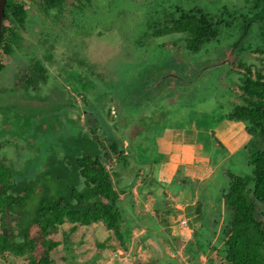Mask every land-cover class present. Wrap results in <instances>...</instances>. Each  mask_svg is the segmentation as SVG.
Wrapping results in <instances>:
<instances>
[{
  "label": "rangeland",
  "instance_id": "obj_1",
  "mask_svg": "<svg viewBox=\"0 0 264 264\" xmlns=\"http://www.w3.org/2000/svg\"><path fill=\"white\" fill-rule=\"evenodd\" d=\"M77 1L70 0L62 10L42 22L34 14L32 7L28 9L26 28L19 31L21 42L5 64L3 72H0V119L5 110L20 104L27 106L29 112V98L32 99L29 94H34L32 96L35 101L50 102L51 124L56 127L61 125L60 128L79 124L81 129H70L78 133L81 130L83 136L99 141L103 150L106 146L104 141H115V124L119 126L125 122L119 113V110L124 113L123 104L132 108L138 101L139 90H169L163 95L161 103L156 101L144 112L148 117L147 120L144 119L145 123L151 125V128L145 125L149 132L147 134L140 126L144 131L143 135H137L139 137L136 143L141 142L137 153L140 158H145L150 150L147 140L154 139L163 130V133L166 132L167 123H187L190 116L194 119L198 113H211L217 107L226 113L231 109V99L240 96L241 89L235 84L239 76L236 75L234 66L240 57L228 62V56L231 47L242 37L241 22H235L217 40L205 45L199 53L185 57L186 59L176 58L174 45L171 42L159 43L163 39L158 41L152 38L143 46L137 42L151 25L159 22L172 8L197 7L215 15L224 7H244L246 0H89L84 1V12H77ZM25 4L30 6L26 1ZM5 19L8 24L14 25L15 21L11 16L7 15ZM242 47L244 50L251 49L249 52L246 50L243 56L260 59L261 72L264 74V53L257 51L264 48L258 24L253 23L246 36L244 35ZM34 60L40 61L45 67L47 82L40 88L29 91L17 81L21 74H26L27 66ZM178 69L186 73H178ZM251 70L256 71L255 68ZM175 73L177 78L171 77ZM130 90L134 94L129 97L125 93ZM190 102L197 104L198 113L187 109H190ZM182 104L185 107L183 109L179 108ZM135 106L138 110L140 103ZM57 108L61 112H57ZM54 111L59 116H54ZM62 114L65 116L61 118ZM81 114H84L83 118ZM182 114V117L178 116ZM40 117L29 113L17 115L16 119L20 122L18 126L22 124L19 128L10 119L8 131L11 134L6 130L2 133L3 126L0 123V162L11 167L10 171L15 168V171L21 170L22 173V165L23 171L28 175L32 174L31 169L29 171L23 165L35 160L36 148L28 147L31 142L40 150L35 163L43 159L49 153L47 151H54L56 141L60 138L59 132L52 126L48 129H36L34 124L39 123ZM136 119L135 123L141 122L139 116ZM161 122V127L154 126ZM90 127L98 132L91 134ZM222 128L223 126H219L216 129ZM129 133L132 135L130 130ZM248 136L253 138L252 148L255 151H264V143L258 132ZM245 153L230 157L215 166L213 176L205 183L208 185L209 195L204 201V217L201 222L191 219L195 218L191 214L196 215L193 211L188 216L176 213L173 209L163 213L167 207L152 208V203L149 202V212L156 213L157 220L161 218L168 222L160 228L159 222L154 223L151 218L145 222L140 221L145 215L143 209H136L142 214L139 217L129 218L128 212L123 208V234L125 235L126 228L130 230L129 227L133 225L141 227L136 232L131 229L124 245H120L101 223L77 226L74 230L72 225L65 224L50 235V238L59 242L51 256L54 264H221L222 256L216 250L222 240V229L228 221V208L220 201L219 192L227 187V172L239 176L250 173L248 154ZM218 154L219 152L217 160ZM101 155L97 158L108 170L115 166V156L108 162ZM138 155L134 159L136 165L139 164ZM12 158L14 162L10 161ZM155 180L150 183L158 192L168 189L173 194L176 191L174 188L178 187L177 180H168L163 175ZM180 218H186L190 222L189 230L180 229ZM144 234L145 238L140 239ZM201 238L203 240L200 242ZM194 243H202L205 249L215 247L216 250L194 254L189 251L190 245ZM101 245L106 247H100ZM0 264L29 262L26 256L17 257L6 251L4 254L0 253Z\"/></svg>",
  "mask_w": 264,
  "mask_h": 264
},
{
  "label": "trees",
  "instance_id": "obj_2",
  "mask_svg": "<svg viewBox=\"0 0 264 264\" xmlns=\"http://www.w3.org/2000/svg\"><path fill=\"white\" fill-rule=\"evenodd\" d=\"M25 1L30 6L26 5ZM69 1L7 0L5 18L9 15L15 23L12 25L13 23L8 24L5 18L3 20L0 40V72H3L5 64L10 60L15 48L21 42L19 31H24L26 28L28 9L32 7L34 14L42 22L48 20L58 10H62ZM84 1L89 2V0L77 1L78 4L75 5L77 12H84ZM237 21L242 24L243 34L241 39L231 47L228 62L240 57L234 64L237 71L236 75L239 76L235 84L241 89L240 96L231 99V109L226 113H223V110L220 111L218 107L212 109L211 113H198L196 111L198 109L197 104L194 102H190V109H187L192 113H198L199 117L209 120L212 129L219 126H223L222 129H224L230 125L235 127L238 124L246 130L247 134L254 135L258 132L261 141L264 143V74L261 72L262 64L258 58L248 59L246 55H242L246 53V50L251 51L250 48L243 49L242 38L244 35L246 36L253 23L258 24L260 38L264 40V0H246L244 7L232 9L224 7L215 15L197 7L190 9L172 8L163 15L159 22L147 29V33L140 37L137 44L143 46L146 41L152 38L158 39V41L163 39V42L159 43L171 42L174 45L176 58L191 57L199 53L205 45L217 40L224 31L231 29ZM257 51L264 53V48H259ZM252 68H255L256 71H252ZM181 71L186 73L178 69V73ZM25 72L26 74H21L17 81L25 90L37 89L46 84L45 67L41 65L40 61H32ZM171 77L177 78L176 73L175 76L171 75ZM156 91L165 93L169 90H154L155 93ZM170 91L173 92V90ZM140 97L139 95L137 103L132 108L122 105L124 113L120 110L119 113L125 122L119 126L115 124L114 142L112 140L104 141L106 146H103L102 156L107 158L108 162H111L115 156V166L108 170L97 157L94 162L89 160L80 162L87 187L84 193L77 194L73 200L78 203L77 207L66 204L62 200L58 194L61 187L56 180L43 179L42 176L39 178L36 173L37 169L45 168L46 155L29 168V171L31 169L30 172L33 175L36 173L37 176L35 175L31 181L34 187L29 199L24 201L26 205L20 209L25 218L35 224V232L23 239H20L12 228V222L9 220L12 217L9 206L16 198L18 199L20 189L16 182L23 180L24 177L15 175L10 171L11 167L9 168L0 162L1 254L10 251L17 257L26 256L29 264H54L51 256L59 242L50 238V235L56 233L65 224L72 225V230H74L77 226L101 223L120 245L125 244L126 237L122 232L123 216L119 207L121 183L124 174L134 180L138 175L139 167L144 163L146 164V157L140 158L137 153V148L140 147L141 142L136 143V140L139 137L137 135H143L144 130L145 133L149 134L146 126L151 128V125L145 123L144 119L147 120L148 117L144 115L143 96L142 99ZM153 98L154 93L151 94L149 100H153ZM84 102L86 103L85 100ZM139 103L140 106L137 110L135 105ZM183 105L179 108H185ZM138 116L141 124L134 121ZM178 116L182 117L183 114ZM86 117L84 116V122ZM190 117L188 122L193 120V117ZM109 120L115 121L111 117ZM154 126L161 127L159 124ZM129 130L132 135H130ZM163 131L156 136L163 134ZM63 132L68 131L63 130ZM96 132H98L97 129L90 127L91 134L95 135ZM212 137L213 142H216L214 132ZM250 138L244 149L246 152L244 153L248 154L250 173L239 176L227 172V187L222 188L220 192L219 199L228 208V221L222 229V240L219 248L217 250L214 249L215 247L205 249L202 243H194L189 247V251L194 254L216 250L222 256L221 264H264V151H255L252 148L253 138ZM152 140L150 138L147 142ZM125 141L127 142L126 148H124ZM96 142L100 145L99 141ZM218 146L223 150L221 144ZM136 155L139 157L138 165L135 164L134 160ZM25 178L28 177L25 175ZM14 209L16 208L14 207ZM203 211L200 208L195 210L200 215L196 221L201 222L204 217ZM162 224L167 225L168 222L164 220ZM201 228L203 229V227ZM202 240L201 238L200 242ZM100 247L106 246L101 245Z\"/></svg>",
  "mask_w": 264,
  "mask_h": 264
},
{
  "label": "crops",
  "instance_id": "obj_3",
  "mask_svg": "<svg viewBox=\"0 0 264 264\" xmlns=\"http://www.w3.org/2000/svg\"><path fill=\"white\" fill-rule=\"evenodd\" d=\"M153 93V100H149ZM165 93L159 91L155 93L154 90H139L138 94L141 96L140 99L143 96L142 103L145 106V110H147L156 101L161 103V99ZM125 94L130 97L134 94V91L130 90ZM32 95L34 94H29L32 97L31 100L29 98V112L38 113L37 116H43L42 114H44V117L45 115L49 116L51 114L50 102L48 100L44 103L41 100L37 102ZM83 115L81 114L82 118ZM42 121L45 124V120ZM157 124L161 125L162 122ZM166 126L168 127L166 132L160 134L159 137L156 136L148 143L150 150H148L149 154L146 157L147 162L139 167L138 175L136 176L138 182L135 183L136 179L131 180V178L124 174L121 183L122 191L119 194V207L121 211L124 208L128 212L129 216L127 217H139L142 214L137 212L136 209L138 208L140 211L143 209L145 215L140 218V221L145 222L148 218H151L155 221L154 223L159 222L160 228L164 220L161 218L157 220L156 213L153 211L149 212L151 206L152 208L167 207L163 213H168L173 209L176 213L187 214L188 212L189 215L193 211L196 215L191 214L192 217H195L191 219L195 220L197 217L199 218L200 215L195 210L197 208H200L202 211L204 210V201L209 195L208 185L205 183L213 176L215 166L230 157L244 153L245 146L250 140L247 132L238 124L235 127L234 125H230L231 127L228 126L221 130L212 129L209 120L199 116L187 123L178 122L172 125L169 122ZM212 130L216 142H213ZM0 138L2 137L0 136ZM218 144L223 146V150L219 148ZM126 147L127 142L125 141L124 148ZM218 152L219 160L216 159ZM10 161L14 162L15 160L12 158ZM24 166L27 167L26 165ZM21 169L22 171L24 169L22 165ZM161 175L165 176L168 180L178 181V187L174 188L176 191L173 194H170L168 189L158 192L156 187L149 182L156 178L160 179ZM182 195L184 196L182 197ZM149 202L152 203L151 206ZM157 225H155V228ZM129 228L133 232H136L141 227L133 225ZM131 229H125V237L131 234ZM143 233H146V231ZM145 236V234L142 235L140 239L145 238Z\"/></svg>",
  "mask_w": 264,
  "mask_h": 264
},
{
  "label": "flooded vegetation",
  "instance_id": "obj_4",
  "mask_svg": "<svg viewBox=\"0 0 264 264\" xmlns=\"http://www.w3.org/2000/svg\"><path fill=\"white\" fill-rule=\"evenodd\" d=\"M56 111L61 112V110L58 108ZM56 111H54L53 115L59 116L58 114H55ZM6 112H7V115H5ZM22 113H25V115H27V113H29V115H32L34 117H38L37 116L38 113L28 112V109L26 108V106L23 107V104H20L14 108H10L8 110H5L3 113V117L0 119L1 120L0 122L3 126L2 133L4 130L8 131V126H10V122H9L10 119L12 120L14 126H16L18 128L20 126H22V124H19V126H18V123H20V122H18V119H16L17 115H21ZM42 115L43 116L40 117L39 123H38V124H40V121H41V124L39 126H37L38 124H34V125H36L35 126L36 129H39V128L43 129L44 127H46V129H48L49 127L52 126L55 130H58V132H59L58 136L60 135V138L58 141H56L54 151H47V152H49V154L48 155L46 154L45 168H41V170L37 169L36 173L39 175V178H40V176H42L43 179L44 178H51L53 180H56V182H58L60 184V187H61V189L58 191V193L62 197V200L66 204H69V205H73V206L78 205V203L74 202L73 200H75L77 194L84 193V191L87 187V185L85 183V179L83 178V175H82L81 168H80V162L82 160H89L90 162H94L96 157L103 153L102 152L103 150L98 145L99 150H98V153H96L95 155L80 154L77 156V155H75L76 148L74 146H72L70 148L71 152H67V151L65 152L63 150L64 144L68 143V141H71V139H73V137L77 136L80 133L83 136V133L81 132V130H80V133H78L77 131H74L70 128L76 127L78 129H81V127H79V124L76 125L75 123L73 125H70V126L67 125V126H64L62 128H60L61 125L56 127L55 124H51V121H50L51 114L49 116L45 115V117H44V114H42ZM64 116H65V114L60 115L61 118ZM66 119L68 120V118H66ZM42 120H45V124H44V121H42ZM31 126H33V125L31 124ZM63 130H66V131L69 130V131L63 132ZM14 136H16V135L14 134ZM83 138L90 139L89 137H85V136H83ZM91 139L93 141H95L92 137H91ZM28 147H30V148L35 147L36 148V152L34 153V157H35V160H37V155L40 151L38 149V147L33 142H31ZM48 150H50V149H48ZM35 160L33 162H30L29 165H27L28 163L24 164L27 166L25 168L32 167L35 164ZM20 171L21 170H19V172H17V170L15 171V169H13V171H12L15 175H17L19 177H24V179L18 180L16 182L20 191H19L18 199L16 198L15 201L13 203H11L9 206V209L11 212L10 216H12L11 218H9V220L12 222V228L14 229L16 235L20 239H23L25 237H28L29 235H33L35 232V224L29 222L28 219L25 218L24 213L21 211L20 208L26 205L24 201L29 199V197H30V194H31L33 187H34L31 181L33 180V177L36 175V173H35V175H33V174L28 175L26 171H22V173ZM25 175L28 178H25ZM14 207L16 209H14ZM25 221L31 225L28 229H25V226L22 225V224H25Z\"/></svg>",
  "mask_w": 264,
  "mask_h": 264
},
{
  "label": "water",
  "instance_id": "obj_5",
  "mask_svg": "<svg viewBox=\"0 0 264 264\" xmlns=\"http://www.w3.org/2000/svg\"><path fill=\"white\" fill-rule=\"evenodd\" d=\"M7 0H0V40H1V33H2V24L3 20L5 18V8H6ZM74 146L76 148L75 155H95L98 153L99 146L98 144L93 141L92 139H85L83 136L78 134L77 136L73 137L71 141H68V143L64 144L63 150L66 152H71V147ZM25 226V229H28L31 225L25 221V224H22Z\"/></svg>",
  "mask_w": 264,
  "mask_h": 264
},
{
  "label": "built area",
  "instance_id": "obj_6",
  "mask_svg": "<svg viewBox=\"0 0 264 264\" xmlns=\"http://www.w3.org/2000/svg\"><path fill=\"white\" fill-rule=\"evenodd\" d=\"M178 226L181 230H189L190 229V222L186 218H180L178 220Z\"/></svg>",
  "mask_w": 264,
  "mask_h": 264
}]
</instances>
